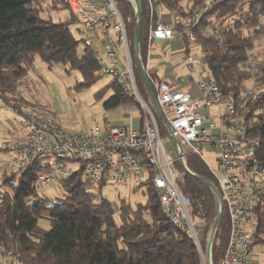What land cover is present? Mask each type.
<instances>
[{
	"label": "trees",
	"instance_id": "16d2710c",
	"mask_svg": "<svg viewBox=\"0 0 264 264\" xmlns=\"http://www.w3.org/2000/svg\"><path fill=\"white\" fill-rule=\"evenodd\" d=\"M115 1L126 24L138 89L149 104L150 95L136 60L137 15L127 0ZM207 2L211 5L194 29V37L200 44L210 75L219 90L229 96L238 95L241 84L255 83L260 90L250 98L252 109L264 111V0H193L189 10ZM155 3L160 9L182 17L188 12L181 7V0H155ZM48 10L70 14L56 22L42 16ZM141 15L139 51L147 69L151 18L144 0L141 1ZM75 23L78 21L69 11L68 0H0V100L13 105L10 108L19 115L40 113L56 117L38 112L37 107L42 106L27 101L21 94L20 88L33 69L36 57L49 68L61 64L68 72H79L82 79L77 85L79 89L90 87L101 77L94 49L85 47L79 52L81 40L71 28ZM215 31L225 39L224 49L216 44ZM192 43L185 39L187 53L192 51ZM253 49L258 50L262 60V71L257 75L242 66ZM151 70L148 69L149 75L162 82V76ZM151 85L157 95L154 84ZM108 89H113V94L104 102L106 109L133 103L132 96L115 79L96 97L102 99ZM32 106L37 109L25 110ZM150 107L163 135L168 129L153 105ZM259 128L258 157L264 161V114ZM14 140L20 139L15 137ZM53 161L52 157H41L24 169L1 171L0 260L6 254H18L24 264H204V256L194 239L168 218L152 185L140 189L145 196L143 202L132 203L126 198L116 201L104 194V184L94 183L78 171L56 183L62 195L42 196L37 179ZM187 165L216 189L185 174L184 192L194 199L196 209L206 220L202 242L206 254L208 236L219 215L217 192L221 196L222 192L217 178L199 156L188 155ZM255 216L256 244L264 243V201ZM41 219L50 222V229L40 226ZM228 235L229 221L224 208L213 240V264H220Z\"/></svg>",
	"mask_w": 264,
	"mask_h": 264
},
{
	"label": "built area",
	"instance_id": "2783aa9c",
	"mask_svg": "<svg viewBox=\"0 0 264 264\" xmlns=\"http://www.w3.org/2000/svg\"><path fill=\"white\" fill-rule=\"evenodd\" d=\"M127 1L138 15L136 1ZM139 1L141 4L142 0ZM144 1L151 18L149 50L154 40L174 38L189 39L192 46L200 49L194 29L211 2L189 10L178 23L172 24L162 19V9L155 0ZM68 8L79 23L81 42L86 48L94 49L99 75L119 81L132 96L133 103L124 105L126 116L133 119L135 110H139L141 117L128 124H117L105 114L90 129L73 132L57 117L40 113L23 116L11 108L14 124L24 133L16 129L20 140L2 145L13 154L6 164L8 168L24 169L41 157H52L53 166L38 176L39 190L78 171L86 179L105 186L117 184L140 190L152 185L168 218L194 239L206 264L213 241L208 239L209 252L204 254L206 220L196 209L194 199L184 192L185 174L196 176L187 165V156L197 155L217 178L222 192L219 210L223 207L227 211L229 235L220 264H256L251 257L257 243L255 214L264 201V161L258 157L264 111L253 110L250 98L260 88L255 83L252 86L243 83L238 95L222 93L208 71L202 52L198 57L185 53L179 58L177 64L187 70L189 77L176 74L162 82L149 75L147 60V78L154 84L157 105L168 126L161 121L175 142L176 155H173L164 145L154 111L139 92L126 24L116 1L68 0ZM213 35L218 47L224 49L225 39L217 31ZM136 60L142 62L140 51L136 52ZM261 61L258 50L253 49L242 66L257 75L262 71ZM188 82L196 83L199 94L185 90ZM206 151L216 155L217 169L207 163ZM68 162H75L78 167H70ZM0 264L24 262L18 254H6Z\"/></svg>",
	"mask_w": 264,
	"mask_h": 264
},
{
	"label": "rangeland",
	"instance_id": "374dc122",
	"mask_svg": "<svg viewBox=\"0 0 264 264\" xmlns=\"http://www.w3.org/2000/svg\"><path fill=\"white\" fill-rule=\"evenodd\" d=\"M189 2L190 0H181L180 5L184 10H188V8L190 9V6H188ZM161 12L163 14H171L167 9H162ZM68 14L70 13L48 10L43 12L42 16L52 18L54 21L59 22L64 20ZM173 16L178 20L182 18L181 15ZM71 28L76 38L80 40L81 35L78 31L79 23H75ZM84 49L85 45L81 42L79 45V52L82 53ZM191 52L194 56L201 55L200 49L194 46H192ZM179 58L180 56L173 57L169 53L168 56L163 58V62L164 64L171 63V65L174 66V71L180 76H190L183 66L177 64ZM157 63V61H153L151 73L156 72L155 69L158 68ZM165 69L166 67H162L159 71L163 72ZM161 72H159L160 76H162ZM80 81H82V79L79 72H68L61 64L49 68L40 57H36L33 69L30 71L28 78L21 86L20 90L22 96L27 101L38 104V106H42L43 108L37 107V109L32 106L25 110L34 111L36 108L39 110L38 112L54 115L66 126V128L73 132L90 129L93 122L102 119L105 114L108 115L112 122L117 124H128L131 120H136L141 117L139 110H135L133 119L126 116L125 106L123 105L113 109H106L104 107V102L113 94V89H108L102 99L96 97L97 93L113 81L112 77L101 76L96 83L86 89L77 88ZM250 85L252 86L251 83ZM149 105H152V103L150 102ZM12 106L11 104L5 103V100H3V102L0 100V149L3 143L12 141L15 137H18L15 133L16 129H20V133H24L23 129L14 124V115L10 111V107ZM162 139L168 151L176 155L175 142L170 134L168 132L163 133ZM12 157L13 154L11 152L0 150V173L8 168L6 164ZM204 157L212 169H217V160L214 153L206 151ZM67 164L70 167H78V164L75 162H68ZM103 190L104 194L111 200L118 201L121 198H126L132 203L143 202L145 200V196L141 190L133 191L124 185L108 184ZM40 194L48 197L62 195L56 184H49L43 187ZM40 226L45 229H50L51 224L48 220L41 219ZM204 236L205 235H203V237ZM208 239H210V234ZM208 252L207 249L206 253L208 254ZM210 257L213 264L212 249L210 251ZM251 260L256 264H264V243H259L254 246ZM205 263L209 264L208 256L205 258Z\"/></svg>",
	"mask_w": 264,
	"mask_h": 264
},
{
	"label": "crops",
	"instance_id": "0c3cea01",
	"mask_svg": "<svg viewBox=\"0 0 264 264\" xmlns=\"http://www.w3.org/2000/svg\"><path fill=\"white\" fill-rule=\"evenodd\" d=\"M193 0H190L188 6H192ZM189 10V8H188ZM186 10V11H188ZM171 14H163L161 12L162 15V19L168 23H172V24H176L178 23L180 20L176 19L173 15L177 16L179 14L176 13H172L169 12ZM191 50H192V45H191ZM155 52V53H154ZM170 53L171 56L173 57H177V56H182L184 55L186 52V48H185V44L184 41L179 40L178 38H174L171 40H154L151 48L149 50L148 53V66L150 69H152L153 67V61H157L158 63V68L155 69V71L159 74V71L162 67H166L165 71L161 72L162 78L164 80H170L173 79V77L178 73H176L174 71V66L171 65V63H167L164 64L163 62V58L165 56H168V54ZM190 54H192V52H190ZM198 57V56H196ZM180 76V75H179ZM181 77H189V76H181ZM185 90H192L195 94H199L197 85L195 82H188L185 85Z\"/></svg>",
	"mask_w": 264,
	"mask_h": 264
},
{
	"label": "water",
	"instance_id": "95a60500",
	"mask_svg": "<svg viewBox=\"0 0 264 264\" xmlns=\"http://www.w3.org/2000/svg\"><path fill=\"white\" fill-rule=\"evenodd\" d=\"M135 1H136V5H137V10H138V15H137L138 16V22H137V31H136V38H135V50H136V52H139V45H140V40H141L142 15H141V4H140V1L139 0H135ZM137 65H138V68H139V70L141 72V75H142V77L144 79V82L146 84L147 91H148V93L150 95L151 103H152L155 111L157 112L159 118L167 125L166 120H165L162 112L160 111V109H159V107L157 105V101H156V97H155L154 91L152 89V86H151L148 78H147V73H146V70H145L142 62L138 61ZM195 177L216 191L215 187L212 184H210L208 181L204 180L202 177H199L197 175ZM217 194H218L219 199L221 201L220 193L217 192ZM222 214H223V207H221L219 215L216 218V220H215V222H214V224L212 226L211 233H210V241H213L214 238H215L216 231L218 229V225H219L220 220L222 218ZM210 259H211V257H210V253H209L208 254V262H209V264H210Z\"/></svg>",
	"mask_w": 264,
	"mask_h": 264
}]
</instances>
